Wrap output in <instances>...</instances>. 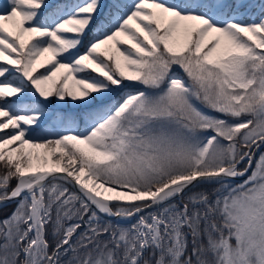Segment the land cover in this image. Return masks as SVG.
<instances>
[{
	"label": "snow or ice",
	"instance_id": "6c2138e0",
	"mask_svg": "<svg viewBox=\"0 0 264 264\" xmlns=\"http://www.w3.org/2000/svg\"><path fill=\"white\" fill-rule=\"evenodd\" d=\"M101 7L0 9V264H264V0Z\"/></svg>",
	"mask_w": 264,
	"mask_h": 264
},
{
	"label": "trees",
	"instance_id": "16d2710c",
	"mask_svg": "<svg viewBox=\"0 0 264 264\" xmlns=\"http://www.w3.org/2000/svg\"><path fill=\"white\" fill-rule=\"evenodd\" d=\"M58 2L66 3V2H69V0H47V3L50 4V5H55ZM71 2H81V0H71ZM124 2L130 4L131 0H124ZM252 2L255 4V7L245 17V20L247 22H251L252 19H257L258 20V19L261 18V16H260L261 0H252ZM109 3H110V0H102V2H101L102 7H101V9L99 11V14L96 15L93 23L88 27V29L83 33V35L80 36L81 42H80V45H79V48H78L79 52L85 51L86 48L89 46L90 42L93 40V38H94V36L96 34L97 25H98L99 21L104 17L105 13L108 11ZM44 11L47 12L48 10L45 9ZM101 47L105 48L106 46H101ZM107 47H110V45L107 46ZM37 68H38L39 71H43V69L39 68L38 65H37ZM173 71L174 72H178L182 76L184 75L183 72L176 66L173 67ZM91 75H94V76L98 77L99 74L98 73H91ZM184 78L187 79L186 76ZM130 83H132V82L125 81L126 85L130 84ZM29 88H30L31 91H34V89H31L30 85H29ZM132 90H134V89L128 88V87H124V88L113 87V89L111 90V91H113L112 94L110 95V97L108 99H104V101L105 102L114 101L117 98H119L123 93H125L127 91H132ZM37 99L41 100L42 104H43V98H40L38 96V94H37ZM48 99L51 100V103L52 102L54 104L57 103V105H55L54 108H49L47 106V104L44 105V112H50L49 117L51 116L52 113H57V114L69 113V114H73V113H79V112L82 111V108L79 107L78 105H73V107H71V105L60 104L58 102V99L56 97H54V96L53 97H49ZM99 104H100V99L97 98V99L93 100L92 104H90L88 107L95 108ZM50 124H51V120L49 119L48 120V125H50ZM5 131H8V130L6 129ZM263 150H264V148H263ZM241 167H243V165H241ZM233 183H235V182H233ZM12 184L13 185L15 184L14 180L12 181ZM16 203L17 202H12L10 204H7V205H4V206L0 207V219H2L3 217L9 215L12 212V210L15 208Z\"/></svg>",
	"mask_w": 264,
	"mask_h": 264
},
{
	"label": "rangeland",
	"instance_id": "374dc122",
	"mask_svg": "<svg viewBox=\"0 0 264 264\" xmlns=\"http://www.w3.org/2000/svg\"><path fill=\"white\" fill-rule=\"evenodd\" d=\"M100 2H102V0H100ZM7 3V0H0V9H3V7H4V5ZM6 27H9V25H5ZM88 29V28H87ZM67 35H69V36H71V35H73V34H67ZM83 35V34H82ZM26 38V37H25ZM103 46H109V45H103ZM41 59H44V58H41ZM59 76V73L57 74V77ZM45 87H51V84L49 83V84H47V85H45ZM112 92L113 91H111V92H109V93H107V95L104 97V99H108L109 97H110V95L112 94ZM60 104H63V105H71V107H73V105H78L76 102H73L70 98H67V103H64V102H60V101H58ZM92 104V103H91ZM55 105H57V103L56 104H54L53 102L52 103H50V104H47V106L49 107V108H54L55 107ZM45 114H46V116H49V114H50V112H45ZM262 152H264V150L262 149L259 153H258V156H257V158L259 157V155L262 153ZM254 166H255V163H254ZM253 166V167H254Z\"/></svg>",
	"mask_w": 264,
	"mask_h": 264
},
{
	"label": "water",
	"instance_id": "95a60500",
	"mask_svg": "<svg viewBox=\"0 0 264 264\" xmlns=\"http://www.w3.org/2000/svg\"><path fill=\"white\" fill-rule=\"evenodd\" d=\"M26 148H27V146H25ZM264 146H261L258 150H256L255 151V157L257 158V155H258V153L260 152V150L263 148ZM33 152H37V153H41V154H43L44 153V150L43 149H33L32 150ZM57 151H59V150H57ZM254 162H255V159L253 160V165H254ZM35 163V162H34ZM251 168L249 169V174H250V172H251ZM246 178V176L245 177H240V178H238V179H236L235 181H233V182H241V180H243V179H245ZM12 202H16V201H10V202H8V203H6V204H9V203H12ZM5 204V205H6ZM2 206H4V205H2ZM2 206H0V207H2ZM104 219L105 220H107L108 218L107 217H104Z\"/></svg>",
	"mask_w": 264,
	"mask_h": 264
}]
</instances>
